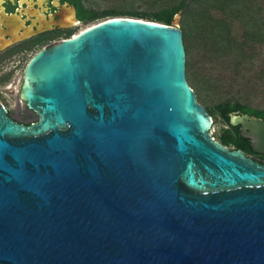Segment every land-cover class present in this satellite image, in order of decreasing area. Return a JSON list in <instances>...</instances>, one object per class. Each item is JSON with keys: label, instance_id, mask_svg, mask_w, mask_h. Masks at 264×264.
<instances>
[{"label": "water", "instance_id": "95a60500", "mask_svg": "<svg viewBox=\"0 0 264 264\" xmlns=\"http://www.w3.org/2000/svg\"><path fill=\"white\" fill-rule=\"evenodd\" d=\"M180 19L106 17L28 60L37 120L0 101V264H264V163L212 136ZM229 124L264 153L263 119Z\"/></svg>", "mask_w": 264, "mask_h": 264}, {"label": "rangeland", "instance_id": "374dc122", "mask_svg": "<svg viewBox=\"0 0 264 264\" xmlns=\"http://www.w3.org/2000/svg\"><path fill=\"white\" fill-rule=\"evenodd\" d=\"M174 2L175 0H82L84 6L98 11L113 9L138 12L157 11ZM245 3L248 12H252L256 17L260 13L259 7L261 12L264 11V8L260 6L261 0H247ZM218 14L221 15L219 12ZM104 18L106 17L81 21L71 30L72 33L68 37ZM227 24V35L223 41L228 46V51L221 52L216 59L209 62L201 26L190 13L186 14L183 23L180 19V26H184L188 35H193V41L186 49L185 62L191 64L197 61L198 68V79H193L191 72L187 69L186 80L194 90L197 101L206 109H212L214 104L225 99H238L252 107L264 108V42L259 43L253 40L251 43L248 42L249 45H241L239 44L242 34L240 24L230 19H227ZM238 45L243 46L244 53L235 52ZM33 54L34 51L28 52L22 57L21 63H17L14 59H0V101L13 117L28 122L35 121L37 115L19 98L18 90L25 63ZM211 119V134L217 139L219 132L225 126L217 114L213 113Z\"/></svg>", "mask_w": 264, "mask_h": 264}, {"label": "trees", "instance_id": "16d2710c", "mask_svg": "<svg viewBox=\"0 0 264 264\" xmlns=\"http://www.w3.org/2000/svg\"><path fill=\"white\" fill-rule=\"evenodd\" d=\"M69 1L75 4L77 17L82 21L93 20L100 17L129 16L171 24L174 14L179 10L181 11L182 23L185 20L186 14L190 13L192 18L195 19L203 29V43L206 48V57L209 62L216 59L221 52L228 51V46L223 41L227 35V19L235 20L242 28L239 44L246 46L249 45L248 42L251 43L253 40L259 43L264 42V11L261 12V7H259L260 13L257 17L252 12H248L245 3L247 0H175L173 4L152 12L113 9L98 11L91 7L84 6L82 0ZM260 6L264 8V0H261ZM218 12L221 15H219ZM222 13H224V15ZM180 28L182 30L183 44L186 53L188 44L193 41V35H188L183 25H181ZM71 33L70 31L69 35ZM243 50V46L241 47L240 45L235 48L237 54L244 53ZM187 69L191 72L193 79H198L197 61H193L191 64L185 62V71ZM207 111L210 116L213 113L217 114L225 126L217 136L218 141L229 146L231 149H240L245 154L251 155L260 163H264V153H257L252 150L249 138L239 134V125L229 124V115L235 111L259 117L264 120V108L252 107L238 99H225L217 102L212 109L209 108Z\"/></svg>", "mask_w": 264, "mask_h": 264}, {"label": "flooded vegetation", "instance_id": "af4514ba", "mask_svg": "<svg viewBox=\"0 0 264 264\" xmlns=\"http://www.w3.org/2000/svg\"><path fill=\"white\" fill-rule=\"evenodd\" d=\"M72 8L75 23L69 24ZM81 21L69 0H0V59L21 63L28 52L67 38ZM8 114L19 123H31Z\"/></svg>", "mask_w": 264, "mask_h": 264}, {"label": "bare ground", "instance_id": "6f19581e", "mask_svg": "<svg viewBox=\"0 0 264 264\" xmlns=\"http://www.w3.org/2000/svg\"><path fill=\"white\" fill-rule=\"evenodd\" d=\"M67 18L69 20V24L75 23L71 14H69V16Z\"/></svg>", "mask_w": 264, "mask_h": 264}]
</instances>
